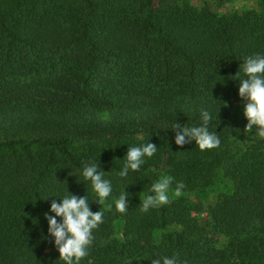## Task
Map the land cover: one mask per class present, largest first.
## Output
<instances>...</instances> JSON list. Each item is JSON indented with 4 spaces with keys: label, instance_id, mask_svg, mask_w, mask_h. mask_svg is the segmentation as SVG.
<instances>
[{
    "label": "trees",
    "instance_id": "1",
    "mask_svg": "<svg viewBox=\"0 0 264 264\" xmlns=\"http://www.w3.org/2000/svg\"><path fill=\"white\" fill-rule=\"evenodd\" d=\"M231 1L0 0V264H63L44 213L64 188L94 198L78 169L96 159L112 192L90 202L103 222L78 264H264V137L231 106L241 61L264 54V0L213 10ZM201 108L219 145L174 144L170 128L198 124ZM147 141L155 153L116 175L127 147ZM161 173L174 198L141 211ZM220 178L230 191L207 207L209 231L227 238L218 248L183 194Z\"/></svg>",
    "mask_w": 264,
    "mask_h": 264
},
{
    "label": "clouds",
    "instance_id": "2",
    "mask_svg": "<svg viewBox=\"0 0 264 264\" xmlns=\"http://www.w3.org/2000/svg\"><path fill=\"white\" fill-rule=\"evenodd\" d=\"M241 76L237 81L236 95L242 101V115L246 120L249 130L256 128L257 134L264 137V54L256 53L245 57L240 65ZM237 72L233 75L236 76ZM212 119L210 112L201 108L199 110V123L192 126H184L174 123L173 143L180 146L191 141L198 149H211L219 145L220 141L216 132L209 131V122ZM156 151V146L150 142L139 146L127 147L122 157L123 165L116 173L123 178L129 171L137 170L144 163L145 158H150ZM108 172V171H107ZM100 168L99 162H85L78 169L82 182H87L91 193L94 194L95 202L102 203L112 192L111 181L105 178V173ZM70 175H74L72 173ZM80 182V183H82ZM172 178L161 173L151 183L143 199L139 201L141 211H147L159 205H164L170 198V184ZM183 184L177 182L172 195L179 196ZM65 195L52 197L47 212L44 213L46 220V236L57 253V259L63 264H78L81 258L87 255V249L92 243L93 230L103 222L102 211H92L90 201L84 194L80 196L69 193L64 188ZM149 193H151L149 195ZM44 197V198H45ZM58 200V202H57ZM114 208L118 212H125L128 205V193L121 191L113 200ZM58 218V219H57ZM150 264H177L175 256H160L153 258Z\"/></svg>",
    "mask_w": 264,
    "mask_h": 264
},
{
    "label": "rangeland",
    "instance_id": "3",
    "mask_svg": "<svg viewBox=\"0 0 264 264\" xmlns=\"http://www.w3.org/2000/svg\"><path fill=\"white\" fill-rule=\"evenodd\" d=\"M254 8L253 0H232L224 5L219 7H214L213 10L217 13H231L241 12L247 9ZM244 101H242L237 96L231 99V106L233 112L238 117H243L242 115V106ZM229 183L226 182L225 179H217L214 181L213 186L203 194V196H196V194H183L187 198V200L194 205L195 213H193V217H195L196 221L203 226L204 228L201 231V236L207 238L215 247H223L227 238L217 232L209 231V221L207 217V207L212 206L218 199L219 194L221 193H229L230 189L228 187ZM174 197L170 196L169 199H173ZM163 233L157 232L154 236V241L159 242L161 240V236Z\"/></svg>",
    "mask_w": 264,
    "mask_h": 264
}]
</instances>
